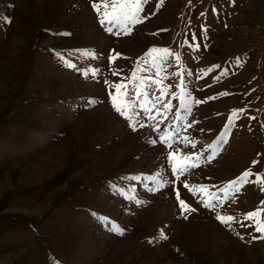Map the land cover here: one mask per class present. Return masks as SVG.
Segmentation results:
<instances>
[{"label": "rangeland", "instance_id": "rangeland-1", "mask_svg": "<svg viewBox=\"0 0 264 264\" xmlns=\"http://www.w3.org/2000/svg\"><path fill=\"white\" fill-rule=\"evenodd\" d=\"M141 9L130 34L113 35L91 0H0V264H264L245 217L264 209V0ZM150 48L167 62L145 63ZM133 72L135 131L104 83ZM165 131L196 165L180 180Z\"/></svg>", "mask_w": 264, "mask_h": 264}, {"label": "snow or ice", "instance_id": "snow-or-ice-1", "mask_svg": "<svg viewBox=\"0 0 264 264\" xmlns=\"http://www.w3.org/2000/svg\"><path fill=\"white\" fill-rule=\"evenodd\" d=\"M143 2L144 0H99V2L98 0H91V7L98 17L99 24L104 28L105 31L113 35H118V34L128 35L132 31L129 25L142 22L140 20L139 13L142 10L141 4ZM160 2H162V0H160ZM101 7L104 9L103 11H101ZM107 24H111L113 25V27H117L118 31L113 32V27H108ZM64 35H67V33H64ZM148 53H157V55L155 57H152L150 61L146 60L145 63H152L153 65H157V66L159 64L166 63L169 58V50L167 48H163V49L150 48L148 49ZM88 55H90L92 59H96L95 53H89ZM116 55L119 56L120 53H116ZM113 59L114 57L112 55L108 56V61L110 65ZM67 66L70 68L74 67L71 63H68ZM98 71H99L98 69L95 70L93 72V75H96ZM116 74H117L116 72H113V75ZM135 75H136L135 72H133L130 77H126L124 81L117 82L114 85H109L107 80L104 81L106 86L110 88L114 87L115 89V92L109 91L108 93L112 108L121 117H124L129 121V127L133 131H135L137 127L144 126L143 124H139V122L135 121L133 118V114L135 110L129 98L130 90L127 87V84L132 83V80L135 78ZM135 92L138 97L142 95L140 89H136ZM184 98L185 99L188 98L187 94H185ZM140 107L143 112L149 113L148 119L152 120L153 116L151 114V110L143 103L140 105ZM163 107L167 109L169 105L164 104ZM185 107H186V113L190 112V108L188 106ZM157 127H159V125H157ZM148 142L151 144L156 143L155 140H149ZM161 142L164 144H168L171 147V150H169L166 154L165 163L168 166H170L172 176H175L176 180L182 179L185 173H188L192 168L196 166L195 163L193 162V156L181 155L180 149L172 141V137L169 135L167 131H165L161 135ZM253 163H256V161H253ZM250 175L251 173L248 170H245L238 178L229 181L228 186H226L223 189L224 197L227 198L231 191H239L240 188L237 186L241 184V181H244L246 183L247 178ZM261 179L262 178L259 176V174H256V181L258 182ZM158 183H159V187L163 188L166 184L169 183V180L161 179L158 181ZM195 187H196L195 185L190 187L188 183H184V188L192 192L193 195H196V192L193 191ZM199 187L201 190L204 189L203 185H200ZM150 190L156 191L157 189L152 188ZM173 191H175V189H173ZM260 191L264 192V187H261ZM176 197L181 206L182 212L185 210L195 211V209H192L189 205L185 203L183 199L180 198V194L178 192L176 193ZM212 199H216V197L213 195ZM212 199L202 200L201 201L202 206L207 209L212 208L213 207ZM260 203L264 204V201H261ZM262 211H264V209H257L256 211H251L245 214L246 219L252 220L253 224L255 225L254 231L261 234L259 237H253L254 239L255 238L264 239V216L260 215ZM216 219L221 223L225 224L226 227H230L229 222L232 221L234 217L232 216L225 217L220 214H217ZM161 235L162 238H166L163 237V234ZM240 238L243 239V237Z\"/></svg>", "mask_w": 264, "mask_h": 264}]
</instances>
